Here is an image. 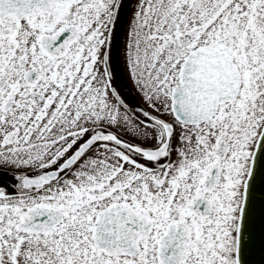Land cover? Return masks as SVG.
I'll list each match as a JSON object with an SVG mask.
<instances>
[{
	"label": "snow or ice",
	"instance_id": "obj_1",
	"mask_svg": "<svg viewBox=\"0 0 264 264\" xmlns=\"http://www.w3.org/2000/svg\"><path fill=\"white\" fill-rule=\"evenodd\" d=\"M0 264H264V0H0Z\"/></svg>",
	"mask_w": 264,
	"mask_h": 264
},
{
	"label": "flooded vegetation",
	"instance_id": "obj_2",
	"mask_svg": "<svg viewBox=\"0 0 264 264\" xmlns=\"http://www.w3.org/2000/svg\"><path fill=\"white\" fill-rule=\"evenodd\" d=\"M119 45L120 41L118 40L117 44L114 45L113 48V58L114 62H117V83L121 84L123 87V90L128 93V99L130 102H135L139 99V96L135 93L134 89H131V82L127 79V72L123 70L122 68V60H117L118 57V51H119Z\"/></svg>",
	"mask_w": 264,
	"mask_h": 264
}]
</instances>
